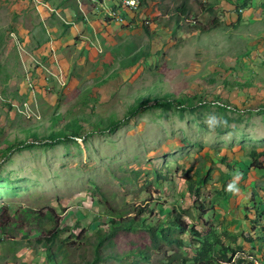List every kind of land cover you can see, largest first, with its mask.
I'll return each mask as SVG.
<instances>
[{
	"label": "rangeland",
	"instance_id": "1",
	"mask_svg": "<svg viewBox=\"0 0 264 264\" xmlns=\"http://www.w3.org/2000/svg\"><path fill=\"white\" fill-rule=\"evenodd\" d=\"M180 1L0 0V264H54L36 241L38 215L50 214L45 229L58 225L68 241L55 264H87L98 231L129 218L156 227L173 207L183 247L155 249L147 231L122 230L98 264H163L177 253L181 264L193 257L191 237L212 229L220 248L245 247L236 259H264V169L245 163L264 150V0H188L191 18L178 25ZM165 97L212 104L140 109L105 130ZM214 103L227 105L224 116ZM75 120L84 136L40 143L70 136ZM198 174L208 180L195 198Z\"/></svg>",
	"mask_w": 264,
	"mask_h": 264
},
{
	"label": "trees",
	"instance_id": "2",
	"mask_svg": "<svg viewBox=\"0 0 264 264\" xmlns=\"http://www.w3.org/2000/svg\"><path fill=\"white\" fill-rule=\"evenodd\" d=\"M48 1V0H46ZM66 0H62L60 7H65V5H62V3H65ZM76 4V3H75ZM99 6V5H98ZM76 15H75V21L78 20V22L84 23L85 20L83 16L80 14L79 10L77 7L74 5L73 6ZM211 12V11H209ZM238 12V11H237ZM173 13L175 15V20L176 23L179 25L180 22V17L182 20H189L191 18L192 12L191 8L189 6L188 0H181L179 3L176 4L174 7ZM237 18H239V14H236ZM108 20V19H107ZM63 28L67 29L68 25L61 24ZM214 25L213 27H215ZM146 31V30H144ZM200 32H203L201 28H199ZM142 54L136 53L131 57V62L132 64H135L139 59ZM212 103H206L205 101L198 102V104H194L193 100L191 98L187 99H180V98H175V97H165L162 99L155 98V99H145L141 101L138 105L131 107L125 117L117 122L111 123L109 126L105 128V130L108 131H114L118 126V124H122L128 119L135 117L140 113V109H147V108H161V109H175L178 112L182 113L184 111H188L191 113H196L198 107L206 108L208 109V106H210ZM217 104V108L219 112L223 113L227 110V105L224 104ZM237 113L239 111L236 110ZM250 111L248 110V113ZM239 115V114H238ZM241 116V115H239ZM80 121L75 120L71 123L70 127H72V133L71 135H66L65 132H58L55 134H52L49 136V139L45 140L44 142H40L41 144H47L48 146H51L53 144H59L64 141L71 139H75L76 137H79L80 135L84 136V132H82L85 127H83L81 124H79ZM70 124V123H69ZM83 133V134H81ZM91 135L93 133H90ZM20 147H26V143L21 142ZM264 158V150L261 152H258L257 150H253L249 156L247 157V163L249 160V164L247 168L250 167H255L254 169H264L263 167V162L260 160ZM247 166V165H246ZM208 174H198V182L192 183L189 186V190L192 193V196L194 195L195 198H197L200 195V188L202 185L205 184L208 180ZM224 178L226 177L225 182L228 181V179L233 178L230 175H222ZM231 180V181H232ZM230 181V182H231ZM194 193V194H193ZM230 195L226 194L224 196V203L228 202ZM197 200V199H196ZM199 207L202 208V205H199ZM193 210H196L198 212V216L195 217L197 220H202V217H200L199 213L200 210L195 207V203L191 206ZM188 211V210H187ZM34 211L29 210V212H24L29 215H33L35 213H32ZM263 213V212H262ZM262 213L260 212L259 217H263ZM16 214H18V211H16ZM203 214H201L202 216ZM109 217L113 218V221L116 219V215L114 214H109ZM38 220V225L40 226V229L37 225L36 228H34V231H37L36 233L42 234L43 237L37 239L36 241L45 247V254H46V259L50 261L51 263L54 262L55 260L60 257L61 260L60 262L66 258L67 254L63 250L64 245L68 242L67 239L61 240V233L62 230H60L59 226H53L50 229H45V223L46 220L49 222L53 221V217L50 214H47L46 217L43 219L40 215L37 216ZM136 218H129L127 220H122V221H112L110 225V229L108 233H104L102 231L97 232V243L93 255V259L88 262L87 264H98L99 261H101L103 258V255H100L99 253L102 251L101 249L107 246H112L115 237L120 231H135L136 228H139L140 230L147 231L150 234V238L152 240V245L155 249H158L160 245L162 246L163 244H168L171 246V248H174L175 246L181 248L183 247V241L180 237L183 235H186L187 229L185 227H182L183 221L181 219V215L178 214V211L175 210L173 207L171 212L167 213L165 216V220L161 223H159L156 227H152V225H147L146 224V219L143 218L136 225L135 221ZM120 223L121 225L116 226L117 223ZM2 227V224H0ZM212 235L207 234L205 236H200L198 233L196 236H192L191 240L193 242V248L192 252L193 257L191 259H183L181 264H264V259H261L260 261L258 260H250V261H245L244 258H235L239 253H244L245 247L243 246H238L236 249H234L232 246L228 247H222L220 248V240L217 238L216 233L214 230H211ZM178 235L179 237H177ZM190 237V235H189ZM250 244L254 242V239L249 236H244ZM260 239L264 242V236H260ZM62 244H61V243ZM236 242V241H235ZM234 242V243H235ZM192 244V243H191ZM252 249H256L255 246H252ZM179 254L177 253L175 255H168L169 262H163V264H172L174 262H177L179 260ZM252 255V254H251ZM250 255V256H251ZM143 260H147L148 257L144 255L142 256ZM136 264V263H135Z\"/></svg>",
	"mask_w": 264,
	"mask_h": 264
},
{
	"label": "built area",
	"instance_id": "3",
	"mask_svg": "<svg viewBox=\"0 0 264 264\" xmlns=\"http://www.w3.org/2000/svg\"><path fill=\"white\" fill-rule=\"evenodd\" d=\"M138 0H122V3L128 8H134ZM115 22H121V19L116 16Z\"/></svg>",
	"mask_w": 264,
	"mask_h": 264
},
{
	"label": "crops",
	"instance_id": "4",
	"mask_svg": "<svg viewBox=\"0 0 264 264\" xmlns=\"http://www.w3.org/2000/svg\"><path fill=\"white\" fill-rule=\"evenodd\" d=\"M45 1H46V0H45ZM47 2H48V1H47ZM43 5L46 6L45 4H43ZM95 8H96V6H95ZM67 12H68V11H66L65 13H67ZM85 22H86V21H85ZM85 22H84V23H85ZM80 23H81V24H84V23H82V22H80ZM249 190H250V188H249V189L246 188V189H244V190H242V191H247V192L249 193ZM240 191H241V190H240ZM233 195H234V193H233V191H232V196H233ZM231 211H232V210H231ZM233 211L235 212L236 210H233ZM233 211H232V212H233ZM248 217H249V216H247V221L249 222ZM259 237H260V236H259ZM238 242H240V239H237L236 242H235V244L238 243ZM254 242H255V241H254ZM254 242L251 243V246L254 245L255 248H256V251H257V252H260V250L257 248V245H255L256 242H255V243H254ZM257 242H258V241H257ZM263 243H264V242H263ZM263 243L261 244L262 246H263ZM251 246H250V247H251Z\"/></svg>",
	"mask_w": 264,
	"mask_h": 264
},
{
	"label": "clouds",
	"instance_id": "5",
	"mask_svg": "<svg viewBox=\"0 0 264 264\" xmlns=\"http://www.w3.org/2000/svg\"><path fill=\"white\" fill-rule=\"evenodd\" d=\"M138 2H139V0H138ZM255 260V259H254ZM255 264H257L256 262H255Z\"/></svg>",
	"mask_w": 264,
	"mask_h": 264
}]
</instances>
